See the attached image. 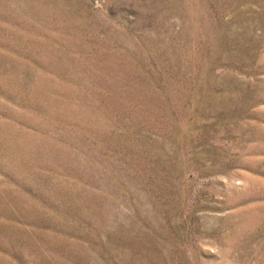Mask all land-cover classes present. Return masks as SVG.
<instances>
[{
    "label": "rangeland",
    "instance_id": "rangeland-1",
    "mask_svg": "<svg viewBox=\"0 0 264 264\" xmlns=\"http://www.w3.org/2000/svg\"><path fill=\"white\" fill-rule=\"evenodd\" d=\"M0 264H264V0H0Z\"/></svg>",
    "mask_w": 264,
    "mask_h": 264
}]
</instances>
